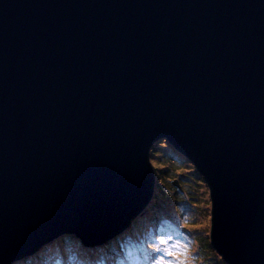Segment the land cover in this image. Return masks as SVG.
<instances>
[{"label": "water", "instance_id": "water-1", "mask_svg": "<svg viewBox=\"0 0 264 264\" xmlns=\"http://www.w3.org/2000/svg\"><path fill=\"white\" fill-rule=\"evenodd\" d=\"M158 139L208 187L210 246L264 264V0H0V264L122 232Z\"/></svg>", "mask_w": 264, "mask_h": 264}, {"label": "rangeland", "instance_id": "rangeland-1", "mask_svg": "<svg viewBox=\"0 0 264 264\" xmlns=\"http://www.w3.org/2000/svg\"><path fill=\"white\" fill-rule=\"evenodd\" d=\"M162 141L163 146L159 147ZM149 159L156 180L159 178L162 180L164 177L176 179L181 186V192L175 193V196L174 193H169L167 197L165 196L166 198L157 194L156 197L159 199L152 198L144 211L127 228L99 246L86 249L73 235H59L14 264H127L137 254L134 245L140 246L139 224L137 223L141 220L148 221L144 230L162 239L170 235L167 228L163 231L159 230L158 221L163 219L168 221L170 231L178 236L176 240L179 242L185 240L189 245L187 249L182 248L183 250L179 251L181 254L176 259H170L172 264H224L220 255L214 254L210 248L208 251H203L207 248L205 243V245L198 244L196 240L194 241L198 235L207 244L209 241L210 199L208 187L202 177L191 162L164 139H158L152 144ZM165 170L168 173H165ZM167 186L172 187L171 192L175 191L174 184ZM157 187L156 182L154 192ZM176 198L178 203L174 202ZM188 232L190 237H194L189 241L187 240L190 238L187 236ZM129 246L134 252L128 260L125 253L131 249ZM79 250L82 255L79 254ZM144 251H147L145 254L153 260L161 255L157 253L154 256L155 251L150 244L142 247L141 252L144 253ZM89 254H92L91 257ZM56 260L58 262H55ZM134 262L139 264L140 261L134 259Z\"/></svg>", "mask_w": 264, "mask_h": 264}, {"label": "trees", "instance_id": "trees-1", "mask_svg": "<svg viewBox=\"0 0 264 264\" xmlns=\"http://www.w3.org/2000/svg\"><path fill=\"white\" fill-rule=\"evenodd\" d=\"M162 143H164V142L163 141L160 142L159 147L163 146ZM164 172L168 173L167 170H165ZM174 180H176V179H174ZM172 181H173V179H171V178L169 179L167 177L166 178L164 177L162 180L160 178L157 179L156 182H157L158 187L156 188L157 190H156V192H154L152 198H155V200H158L159 197H156L157 194H158V196H164V197L166 196L167 197V195L169 193H174V196H175L177 193L181 192L180 184H179V187L174 184L173 187H174L175 191L171 192L172 191V189H171L172 187L167 186V185H169V184L173 185ZM174 202L178 203L179 201L176 198V199H174ZM155 220H157V218ZM147 222H144L143 220H141L140 222L137 223V224H139L138 231L140 233V237H139L138 241H140V246H137L136 244L134 245L136 247L137 254L134 256L133 260H131V262H128L127 264H135L134 259L135 260H139L140 261L139 264H153V261H154L153 258H150L148 254H145V253H147V251H144V253L141 252V249L146 244H150L152 246L153 244L157 243L161 238H158V237L154 236V234H152V232H149L148 230H144V228L147 227ZM158 223H159V230L160 231H163L165 228H167V230H168V232L170 234V235L165 236V237L162 238V239H165V240L168 241V244L167 245H162V247H172L173 245H178L179 246V250H176L175 248L173 249V251L175 252L174 256L166 257L168 260H170L171 258H173V259L175 258L176 259L181 254V252H179V251H181L183 249H187L189 247V245L186 243L185 240L182 241V242H179V241L176 240L178 238V236L175 235L172 231H170V226H169L167 220H164V219L163 220H159ZM183 234H184V232H183ZM66 235H68V234H66ZM187 236H189V232H188ZM193 238L194 237H190L187 240L189 241V240H191ZM195 240H196V242L198 244H204V243L206 244L207 248H206V250L204 249L203 251H208V249L210 248L213 251L214 254H217L216 251L210 246L209 241H208V244H207V242H205V240H203V238H201L199 235L196 236V238H194V241ZM129 247H131V246H129ZM133 252H134L133 248L131 247V249L128 252L125 253V255L127 256L128 260L130 259V256L132 255ZM183 252L184 251H182V253ZM156 255H157V252L155 251V255L154 256H156ZM184 257H186V256L184 255ZM55 262H58V261L56 260ZM118 262H120V261L118 260ZM223 263L226 264L224 261H223ZM50 264H58V263H50ZM97 264H99V263H97ZM194 264H198V263H194Z\"/></svg>", "mask_w": 264, "mask_h": 264}, {"label": "snow or ice", "instance_id": "snow-or-ice-1", "mask_svg": "<svg viewBox=\"0 0 264 264\" xmlns=\"http://www.w3.org/2000/svg\"><path fill=\"white\" fill-rule=\"evenodd\" d=\"M168 241L165 239H160L157 243L153 244L152 247L157 253H161V255L158 256L153 261V264H172V261L167 260L166 257H171L175 255V252L173 249L179 250L178 245H173L172 247H162V245H167Z\"/></svg>", "mask_w": 264, "mask_h": 264}, {"label": "bare ground", "instance_id": "bare-ground-1", "mask_svg": "<svg viewBox=\"0 0 264 264\" xmlns=\"http://www.w3.org/2000/svg\"><path fill=\"white\" fill-rule=\"evenodd\" d=\"M79 254L82 255L81 250H79ZM83 255H84V253H83ZM91 255H92V254H89V257H91ZM34 260H36V258H35Z\"/></svg>", "mask_w": 264, "mask_h": 264}]
</instances>
